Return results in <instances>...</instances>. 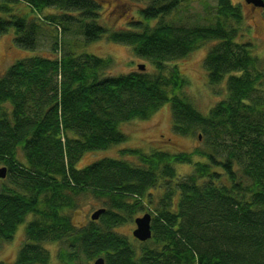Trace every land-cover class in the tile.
Returning <instances> with one entry per match:
<instances>
[{
	"label": "trees",
	"instance_id": "trees-1",
	"mask_svg": "<svg viewBox=\"0 0 264 264\" xmlns=\"http://www.w3.org/2000/svg\"><path fill=\"white\" fill-rule=\"evenodd\" d=\"M103 1H0V35L13 30L20 49L34 50L40 25L53 28L60 48V24L76 22L85 44L102 37L124 44L154 70L104 76L111 60L81 53L19 60L0 78V162L15 187L0 191V242L10 241L27 215L35 217L12 264H48L44 242L67 245L58 253L64 264L80 257L104 264H264V95H255L263 75L252 44L236 41L240 2L216 0L206 24L186 25L164 21L184 0H140L147 6L138 17L109 32L99 24ZM48 9L58 14L41 16ZM205 43H213L203 59L206 82H225L226 95L201 114L176 95L187 85L177 67L168 76L162 71ZM165 104L172 131L199 132L212 152L193 153L202 159L193 161L189 153L121 149L120 158L76 167L83 154L125 142L122 123ZM18 150L25 164L17 162ZM183 163L193 170L178 179L174 165ZM157 187L154 215L145 213L151 237L136 248L114 230L124 215L149 211L147 193ZM86 192L104 199L105 212L76 227L67 212Z\"/></svg>",
	"mask_w": 264,
	"mask_h": 264
},
{
	"label": "rangeland",
	"instance_id": "rangeland-1",
	"mask_svg": "<svg viewBox=\"0 0 264 264\" xmlns=\"http://www.w3.org/2000/svg\"><path fill=\"white\" fill-rule=\"evenodd\" d=\"M232 1L233 3L240 2L242 13V21L239 25L241 36L236 41L250 42L252 44L254 47L253 54L258 59L257 72L263 75L256 84L257 92L255 93L256 96L261 97L264 95V11L262 8L245 4L242 0ZM102 3L103 7L100 10L99 24L108 28L109 32L125 29L128 22L138 17V9L147 6V2L140 0H104ZM215 4L216 0H184L171 15L164 18V21L186 25L206 24L209 19L207 15L212 12L211 10H213ZM48 12L58 14L54 9H48L41 16H46ZM78 25L76 22H72L68 27L60 24L62 28V37L59 40L60 48H58V45L56 48L54 47L57 41L56 34L52 27L46 25H40L36 46L33 51H27L15 46L13 30L0 35V78L3 77L10 66L19 60L33 56L62 57L66 54L79 56L81 53L111 60V66L100 73L104 76H119L130 72L147 73L148 76L154 75L152 66L147 61L135 57L129 46L113 43L105 37L93 43L85 44ZM64 27L67 30H64ZM212 44H202L184 58L171 62L167 66V70L162 71L163 75L168 76L170 68L173 66L177 67L187 85L181 92H177L176 95L186 99L201 114L207 113L226 95L223 85L225 82L215 86H210L206 82L203 59ZM57 50H59V53ZM137 65H144V70L139 71ZM255 74L252 76H255ZM6 108L9 107L6 106ZM171 118L169 105L165 104L146 119L122 123L120 131L127 137L125 142L109 147L106 150L83 154L76 163V167L82 168L102 158H120L119 151L121 149H137L144 154H151L153 151H165L169 154L189 153L192 155L193 161L202 160L198 155H193V153L198 151L212 152L213 147L203 141L199 132H196L194 136L174 133L171 127ZM221 155L224 156L225 153L221 152ZM126 158L137 164L135 157ZM16 160L19 164H25L23 153L20 150L17 151ZM1 168H4V166L0 162ZM174 168L178 179H183L193 170L192 165L184 163L176 164ZM4 174V178H0V191L3 187L15 189L10 183L12 180L10 173L5 169ZM149 193L151 194L150 210L144 209L133 215H124L126 221L114 230L118 235L127 238L136 248L140 247V242L132 236V231L135 229L134 219L141 217L145 213H153L154 215V206L162 196V190L159 187L150 189L147 194ZM74 200L77 205L74 209L68 211L67 214L71 219V223L76 227L84 226L90 222V215L95 210L103 208L104 205L102 201L104 199L97 198L91 192L80 193L76 195ZM34 218L32 215H27L24 222L17 228L13 238L10 241L0 242V263L12 264L15 261L18 251L26 240L25 227ZM42 247L49 256L48 264H64L59 261L58 253L59 250L66 249V244L44 242ZM94 261L91 260L89 262L80 257L78 262L74 264H93Z\"/></svg>",
	"mask_w": 264,
	"mask_h": 264
},
{
	"label": "water",
	"instance_id": "water-1",
	"mask_svg": "<svg viewBox=\"0 0 264 264\" xmlns=\"http://www.w3.org/2000/svg\"><path fill=\"white\" fill-rule=\"evenodd\" d=\"M247 3H251L256 7L262 8L264 6V3L262 0H247ZM139 71L144 70V65H138L137 66ZM5 168L0 169V178L3 179L5 176ZM105 212L104 208H100L98 210H95L90 215V220L96 221L101 214ZM135 229L132 231V236L140 241L144 242L148 240L151 237V231H150V216L148 214H144L141 217H137L134 219ZM93 264H104V261L102 258H97Z\"/></svg>",
	"mask_w": 264,
	"mask_h": 264
}]
</instances>
